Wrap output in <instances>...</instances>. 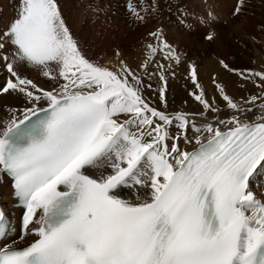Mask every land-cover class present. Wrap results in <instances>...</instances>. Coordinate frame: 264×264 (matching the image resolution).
I'll return each mask as SVG.
<instances>
[{"label":"snow or ice","instance_id":"6c2138e0","mask_svg":"<svg viewBox=\"0 0 264 264\" xmlns=\"http://www.w3.org/2000/svg\"><path fill=\"white\" fill-rule=\"evenodd\" d=\"M127 11L146 22L147 5ZM147 36L139 63L109 67L85 54L58 0H16L0 21V95L22 102L0 117V173L22 210L0 264H264V185L253 187L264 177V70L219 61L247 93L237 100L215 76L209 97L188 62L200 111L169 113L185 55L162 28ZM7 217L0 207V242L17 235Z\"/></svg>","mask_w":264,"mask_h":264},{"label":"rangeland","instance_id":"374dc122","mask_svg":"<svg viewBox=\"0 0 264 264\" xmlns=\"http://www.w3.org/2000/svg\"><path fill=\"white\" fill-rule=\"evenodd\" d=\"M133 1H135V3L137 2V0ZM133 1L131 2L134 3ZM139 1L140 0H138V2ZM147 1H149L152 6L154 2L158 4V12L156 13L157 16H166L167 19H170L172 21L178 20L186 25L187 31L189 34H191L192 38H196L199 42H210L212 46L215 45L218 51L222 53L221 59L226 61L231 67L236 69L264 70V0H255L257 2V8H253L252 4L245 7V3L249 2L250 0H243V8L240 12V15H235L233 13V9L237 5L238 0ZM3 3L5 5V0H3L2 3L0 2V6H2ZM8 3V7L12 10V14H8V16H6L5 13L0 10V21H2L3 23L6 21L7 17H13L14 15L16 2L8 0ZM58 3L61 10H63L62 14L73 36L78 42H80L79 45L81 46L85 54L87 55V49L92 43L98 46V55H87L93 61L101 57L100 54L102 53V47L107 48L113 43H119L117 51L120 56L130 46L138 42V40H135L138 38V33H141V27L144 23L141 24L136 22L128 11H123V7L119 2H117L116 6H118V4L120 6L115 7L113 10L109 7V0H58ZM145 5L149 7L146 2L144 4L139 3L138 5L134 6L138 10H141L143 12ZM152 6L150 7V9L152 8ZM251 7L253 9H251ZM244 10L247 13L243 16L251 14L252 16H254V18L259 20L256 30L257 32L251 35L250 38L254 40V42L238 37L237 41L240 43L239 46L235 47L232 42L229 46L227 44L225 34L229 32L232 27L231 25H233L235 21L240 22L243 19L241 15L243 14ZM162 11H164V13ZM152 16V11L148 10L146 19L150 20ZM211 17H214V19H211ZM208 33L214 34L215 39H206ZM84 36H89V38L85 42H81V39ZM133 41L135 42L132 43ZM117 51L115 52V54L117 53ZM205 54L206 55L204 56H201V54L193 56L189 55V57H191L189 60L190 62H193L195 60L198 61V66L196 65L198 70H201L203 69V67H207L208 64L213 63V70L216 68L215 66H217L219 68L217 69L218 72L221 74V72L224 71L225 75H228L227 77H229V79L232 81L229 83V85H227L228 94L237 100H239L243 96H246L247 93L241 91L238 87L239 82L237 81V78L234 75H230L229 73H227L219 64L218 61H220V59H214L212 51H207V53L205 52ZM106 57L107 53L105 52L104 58ZM106 59L110 60L109 58ZM225 75L223 76L226 77ZM183 82L184 80H182L180 83L182 84ZM188 82L189 84H191L190 81ZM183 87L184 90L188 92L187 87H189V85L186 84ZM248 87L251 91H258L256 89H253L251 84H249ZM192 91H194V89ZM186 97V100L191 103L193 108V105L195 104H197L196 107H198V109H193V112L191 113H198V111L196 112V110L200 111V106L198 105V103L194 101V98L189 93ZM218 102L223 109L224 102L222 100H218ZM222 114L227 115V112H223ZM198 117L199 115H197L196 118L200 119V117Z\"/></svg>","mask_w":264,"mask_h":264},{"label":"bare ground","instance_id":"6f19581e","mask_svg":"<svg viewBox=\"0 0 264 264\" xmlns=\"http://www.w3.org/2000/svg\"><path fill=\"white\" fill-rule=\"evenodd\" d=\"M2 1L3 0H0L1 3H2ZM117 2H119L120 5L123 7V11L127 12V5L131 1L130 0H110V4H109V7H111L110 9L113 10L115 7H119L120 6L119 4H118V6H116ZM145 2L149 5L148 10H151L152 8L150 9V7L152 6V4L149 3V1H147V0H140L139 2L137 0L136 3H132V2L131 3L133 5H138L139 3L144 4ZM8 4H9L8 0H5V5L3 3L2 6H0V10L3 13H5L6 16H8V14H12V10L8 7ZM250 4H252L253 8H257V2L255 0H250L249 2H246L245 7H247V5L249 6ZM15 6H16V4H15ZM252 7H251V9H253ZM162 12L164 13V11H162ZM246 13L247 12H245V10H244L243 14L241 15V17H243V19L240 22L239 21L238 22L235 21V23L233 22L234 24L231 25L232 27L229 30V32L227 34H225V38L227 39V44L229 46L232 42V44H234L235 47H238L240 44L237 41L238 37L241 39H244V40L248 39V40H251L254 42V40H252L250 38H251V35H253L254 33L257 32L256 30H257L259 20L254 18V16H252L251 14L243 16ZM11 18L12 17H7L6 21L4 23L6 24L8 22V20ZM157 27L162 28L164 30V33H165L169 43H171L174 46V48L177 49L181 54L185 55L184 65L180 69L177 70L176 78L169 77V80H168V84H167V111L169 113H173V114L176 112L191 113V112H193L192 111L193 109L194 110H195V108L198 109V107H196L197 104H195V105H193L194 106V108H193L191 103L186 100L187 94L190 93V91H192L194 89L193 85L189 84L188 81H190V80L188 79L187 73L185 72V68L187 66V63L190 62L189 59L191 58V57H189V55L193 56V55L201 54V56H204V55H206L205 52L207 53V51H212L214 59L222 60L221 59L222 53L218 51V49L215 47L214 44H213L214 46H212L210 42H207V41L206 42H202V41L199 42L196 38H192L191 34H189L187 31L186 25L181 23L180 21H178V20L172 21L170 19H167L166 16H164V17H162V16L159 17L157 15L152 16V18L150 20L146 19V22L142 25V27H141L142 31H141V33H138V35H137L138 38L135 40V41L138 40L137 43L130 46L126 51H124L119 56V55L115 54V52L117 51V48L119 47V43L116 44V43H113V41H112V43H113L112 45H109L107 48L102 47V53L100 54L101 57L99 59L95 60L94 62L101 63V64H103L105 66H109V67L118 66L120 60H125L129 65H135L136 63H139L140 59L142 58L141 57V51L144 48L145 43L150 39L147 36V33L150 30H153ZM88 38H89V36H84L81 39V42H85ZM135 41H133L132 43H134ZM79 44H80V42H79ZM216 44H218V43H216ZM223 47H224V45H223ZM105 52L107 53L106 58H109L110 60H107L106 58H104ZM91 54H94V55L99 54L98 53V46L95 45L94 43L89 45V48L87 49V55H91ZM97 57H99V56H97ZM193 59H195V58H193ZM192 63H195L197 65L198 61L195 60ZM212 66H214L213 63L208 64L207 67L205 66L201 70H198L200 83L206 89L209 97L213 96L212 78L214 76L219 81L225 83L226 85H229V83L232 82L229 79V77H227L228 75H225L224 71L221 72V74H220L217 70L219 68L217 66H215L216 68L213 70ZM27 75L30 78L34 79L38 84H40V86L45 87V88L51 87V84H49L44 78L37 76V74L35 72H28ZM223 75H225L226 77H224ZM2 76H3V73L0 72V77H2ZM221 76L224 78H222ZM182 80H184V82L181 84L180 82ZM0 83H3L2 79H0ZM156 83H157L156 81H153L154 87L156 86ZM186 84L189 85V87H187L188 92H186L184 90V87H183ZM148 95L152 98V102H153L154 106L163 110V105L160 103L159 99L156 98L155 93H148ZM21 103L22 102L20 100L15 99L12 96L0 95V117H4L5 113L8 109L15 107V106H20ZM197 111L199 113V110H196V112ZM222 115H224V114H222ZM257 115H259L258 112H257ZM224 116H226V115H224ZM196 122L198 124L201 123V118L200 119L196 118ZM172 131L175 132L176 129L173 128ZM189 135L191 136L192 133L189 132ZM181 146L184 147L183 142H181ZM258 184L264 185V177H258L257 181L253 183V187L257 190H258V187H257ZM11 194H12V191H11V189L7 183V180L4 178L0 179V202L3 204L5 211L8 212V214L13 215L14 217L17 218L19 216L20 210L12 208L11 205L14 203V201L11 199ZM122 195L129 196V195H131V193L125 191L124 193H122ZM17 238H18V236H17ZM12 240H14V239L6 240L5 244L10 243Z\"/></svg>","mask_w":264,"mask_h":264}]
</instances>
